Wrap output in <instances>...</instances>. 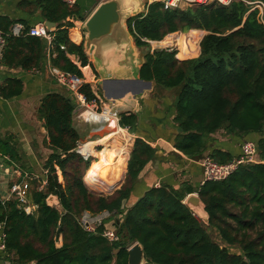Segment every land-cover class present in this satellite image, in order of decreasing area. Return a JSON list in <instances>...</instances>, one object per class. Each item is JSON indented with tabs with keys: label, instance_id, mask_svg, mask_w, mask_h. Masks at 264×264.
Here are the masks:
<instances>
[{
	"label": "trees",
	"instance_id": "obj_1",
	"mask_svg": "<svg viewBox=\"0 0 264 264\" xmlns=\"http://www.w3.org/2000/svg\"><path fill=\"white\" fill-rule=\"evenodd\" d=\"M32 3L46 20L56 24L51 31V66L80 77L85 72L89 80L96 79L83 38L78 29H71L69 19L78 16L77 7H68L62 0ZM13 24L0 16L6 40L0 64L40 67L44 42L27 34L29 27L18 36L11 35ZM126 25L138 48L189 30L187 34L199 37L201 32L196 29L206 32L196 57L178 59L177 50L168 47L142 53L139 77L153 82L157 90L174 91V149L191 159L209 155L225 163L235 156L211 148L212 134L220 130L252 134L257 138L259 161L240 165L226 178L207 180L199 186L197 194L208 214L206 224L184 203L194 192L184 183L149 187L129 204L134 182L156 152L141 138L134 140L120 187L110 195H96L83 182L91 164L75 152L81 136L73 124L74 99L70 94L49 92L37 109L51 149L44 162L47 183L38 191L34 182L31 190L30 199L37 208L26 214L16 200L0 199L4 253L10 264H128L127 249L135 242L141 244L149 264H264V25L259 10L243 0L183 8H164L161 1H153L145 5V11L130 16ZM69 55L77 57L80 67ZM21 91L22 83L16 78L0 85V96L5 99ZM81 91L94 97L88 83ZM138 121L135 113H119V125L129 127L130 133ZM0 153L13 161L18 159L15 148L6 142H0ZM50 194L58 197L61 211L46 204ZM83 210H109L113 215L94 232H87L77 221ZM103 228L114 229L118 240L110 242L102 235ZM209 229L224 245L212 239ZM59 238L61 244L57 246Z\"/></svg>",
	"mask_w": 264,
	"mask_h": 264
},
{
	"label": "crops",
	"instance_id": "obj_2",
	"mask_svg": "<svg viewBox=\"0 0 264 264\" xmlns=\"http://www.w3.org/2000/svg\"><path fill=\"white\" fill-rule=\"evenodd\" d=\"M34 1L36 0H0V16H5L12 20L14 24H20L23 29L38 22L45 23L47 20L43 16L42 10L32 3ZM103 1L105 0H77L75 4L78 16L76 19H70L73 22L71 29L79 30V37L80 39L83 38V46L85 37L82 25L98 4ZM140 3L138 12H143L148 0H140ZM55 28L56 24L51 28V31ZM40 39L44 42L45 53L40 67L23 69L21 67H6L0 64V85L8 78L19 79L22 83V91L19 95L8 99L0 96V142H6L13 146L18 158L13 161L9 155L0 153V199L11 197L10 186L18 179L16 170L41 175L44 162L51 153V149L47 147L46 143L47 132L43 126V120L39 119L37 115L41 99L49 92L70 94L65 88L57 84L50 75L49 52L51 47L48 48L46 41L43 38ZM147 48L145 50H148ZM84 51L88 56V52ZM69 57L72 60L77 58L75 55H69ZM142 58L143 55H141V60ZM88 59L97 73V78L89 80L83 72L85 80L96 88L97 93L103 99L111 100L115 104L123 106L120 108V112L137 114L139 121L134 132H132L133 143L135 138H141L156 149L154 157L142 169L134 182L129 204L135 202L149 187H158L161 184L178 187L184 183L193 188L194 192L190 194H197L203 180L200 159L188 158L173 147V139L177 131L172 120L174 113L171 108L174 91L157 90L154 88V83L151 82L150 88L144 89L134 100L127 103L125 102L128 101L127 98L107 99L99 84L100 73L95 68L93 59L89 56ZM118 76L130 77V75L123 73ZM92 132L101 133V136L105 133V128L96 127ZM217 134V132L212 134L214 141L211 143V148L226 151L232 156L240 153L242 141L257 139L252 134L241 135L242 138L238 137L239 135L224 131L222 136ZM0 264H10L5 253H0Z\"/></svg>",
	"mask_w": 264,
	"mask_h": 264
},
{
	"label": "built area",
	"instance_id": "obj_3",
	"mask_svg": "<svg viewBox=\"0 0 264 264\" xmlns=\"http://www.w3.org/2000/svg\"><path fill=\"white\" fill-rule=\"evenodd\" d=\"M62 1L68 7L75 6L77 2V0H62ZM153 1H161L163 3L164 8H177V7L183 8L186 6L202 5V4H207L210 2H219L221 4H228L230 2V0H148L147 4ZM243 1H245L247 4L252 5V9L256 8L259 10V20L264 25V3L259 0L257 1L243 0ZM182 4H184L185 6ZM22 31H23V27L20 24H14L10 29V34L13 36H18L22 33ZM27 34L43 38L47 43V47L48 48L51 47L50 45L51 40H52L51 29L48 28L44 22H38L30 26ZM148 42L151 43V41H148ZM5 44H6L5 35L0 29V59L3 55ZM166 47L170 49H174L169 46H166ZM72 61L78 67H80V63L77 58ZM49 72H50V75L54 78L55 82L59 84L60 86H62L63 88H65L70 93L72 98L74 99L73 114L77 119L83 121L84 123L92 121L93 123H98L99 125H101L102 123L108 124L109 119H102V121L98 119L93 120L89 118L87 113L94 114V115L95 114H98V115L105 114V116L109 115L115 121L116 126H118L120 129H124L127 134H131L129 132V127H121L119 125V113H120L118 110L119 106L110 100H104L97 93L96 88L93 87L91 83L85 80L84 76L80 77L71 72L63 71L51 65L49 66ZM85 83L90 84L94 97L89 98L84 92L81 91V87ZM93 140L95 139H88V141L90 142H93ZM84 145L85 144L83 143V140L80 139L76 144L75 152H77L84 160H88L90 158H94V160L98 159L97 156H94L90 152H87V150L84 151L83 150ZM97 147H99V149L103 148L102 144H93L92 146V148L95 151H97L95 149ZM128 158H129V152H128V155L125 161V167H124V173H123L122 179L117 187H119L121 183L123 182V177L126 173V165H127ZM258 161H259V158H258L256 142L255 140H249V139H246L241 142L240 154L238 156L233 157L228 162L218 163L215 160H213L209 155H204L200 159V165H201L202 174H203V180L201 184L207 180H213V181L222 180L226 178L228 175H230L235 169H237L238 166L244 165V164L256 163ZM86 171L83 175V182L89 191H91L92 193H95V191L89 187L88 183L85 180ZM16 173H17L18 179H16L10 186V193H11L10 198L16 200L17 206L21 208L26 214H32L36 210L37 205H35L30 199L31 190L33 189V186L35 184H36L35 189L38 191L44 188V186L47 183L45 179V174L47 173V169L44 168L42 170L41 175L30 173L27 171H21V170H16ZM57 173L60 176V171L58 170V168H57ZM98 195H101V194H98ZM8 199L9 198H7V200ZM112 215H113L112 212H110L109 210H102L99 212H91L89 210H83L78 215L77 221L79 225L85 231L94 232L97 228L101 227L103 223L110 220L112 218ZM102 235L105 238H107L110 242L118 240V235L116 231L112 228H103ZM4 238H5V235L3 232V224L0 223V253H4L5 251ZM58 241L61 244L60 238ZM57 243L56 245L60 246V244H57Z\"/></svg>",
	"mask_w": 264,
	"mask_h": 264
},
{
	"label": "water",
	"instance_id": "obj_4",
	"mask_svg": "<svg viewBox=\"0 0 264 264\" xmlns=\"http://www.w3.org/2000/svg\"><path fill=\"white\" fill-rule=\"evenodd\" d=\"M140 5V0H105L98 4L82 25L85 37L84 50L93 59V64L100 73L99 84L107 99L127 98L128 101H125L127 103L151 86V81L139 77L143 58L141 60V57L135 55L132 36L126 25V20L130 16L140 13L138 12ZM45 24L50 29L55 26L54 22L48 20ZM121 73L130 77H119ZM118 106L119 109L123 107ZM178 130L181 131L180 128ZM45 201L47 205L61 211L56 195H48ZM184 203L197 217L207 223L208 214L198 194H188ZM127 252L128 264H149L145 260L140 243H133Z\"/></svg>",
	"mask_w": 264,
	"mask_h": 264
},
{
	"label": "bare ground",
	"instance_id": "obj_5",
	"mask_svg": "<svg viewBox=\"0 0 264 264\" xmlns=\"http://www.w3.org/2000/svg\"><path fill=\"white\" fill-rule=\"evenodd\" d=\"M195 42H197V37L193 34L180 33L178 35H168L163 41L151 43L152 46L156 44H160L161 46H168L171 44L177 45L179 47L177 57L186 59L185 57H189L195 52L196 49L192 46ZM198 51L196 50V53H198ZM87 114L89 118L93 120L98 119L102 121V119H109L108 124L97 126L105 128L104 134L93 140V142L83 140L85 144L83 150H87V152L98 157V159L94 160L91 168L85 174V180L91 189L100 185L107 194L113 191L122 179L124 170L120 169L125 165L133 135L127 134L124 129H120L116 126L115 121L109 115ZM93 144H102L103 148L95 151L92 148Z\"/></svg>",
	"mask_w": 264,
	"mask_h": 264
},
{
	"label": "rangeland",
	"instance_id": "obj_6",
	"mask_svg": "<svg viewBox=\"0 0 264 264\" xmlns=\"http://www.w3.org/2000/svg\"><path fill=\"white\" fill-rule=\"evenodd\" d=\"M182 5H184V4H182ZM185 6V5H184ZM197 30V29H196ZM190 31V30H189ZM189 31L188 32H185V33H189ZM201 33H202V35H201V37H199L197 34H194V36H196L197 37V42H195V43H193V47L198 51L199 50V42H200V40H201V38L203 37V32L205 33V31H203V30H199ZM178 34H180V33H177V34H175V35H178ZM166 38H167V36H166ZM165 38V39H166ZM165 39H163V40H165ZM162 40V41H163ZM133 46H134V48H135V53H136V55L137 56H139V57H141V55H142V53H143V50H145V48H147V47H149L150 48V50H152V49H157V48H162L163 46H161L160 44H156L155 46H152V43L150 44L149 43V46H146L145 48H138L137 46H135V44H134V40H133ZM169 47H171V48H174L175 50H177V52H178V50H179V47L177 46V45H174V44H171V45H168ZM198 53H199V51H198ZM198 53H195V54H193V55H191V56H189V57H185L186 59L187 58H192V57H196V55L198 54ZM198 56V55H197ZM177 57V56H176ZM178 58V57H177ZM178 59H180V58H178ZM100 94H101V91L99 92ZM105 100V99H104ZM119 110V112H120V109H118ZM75 121V122H74ZM74 121H73V124H74V126H75V128H76V130H77V132L79 133V135L81 136V140H88V139H97L98 137H100V134L101 133H92V130L94 129V128H96L97 126H99V124L98 123H93L92 121H89V122H86V123H84L83 121V123L79 120V119H76L75 117H74ZM103 124V123H102ZM218 134V136H222L223 135V131L222 130H220V131H218L217 132ZM132 134V133H131ZM130 134V135H131ZM132 136V135H131ZM238 137H240V138H242V136L241 135H239ZM134 139V138H133ZM133 144V140H132V143H131V145ZM131 145H129V154H130V151H131V149H132V147H131ZM97 151L99 150V147H97V148H95ZM94 160V158H90V159H88V162L91 164V162ZM115 161V160H114ZM94 162V161H93ZM92 162V163H93ZM116 162V161H115ZM92 165V164H91ZM91 165H90V168H91ZM125 166V165H124ZM89 168V169H90ZM120 170H124V167L123 168H121ZM125 176V175H124ZM123 181H124V177H123ZM120 187V186H119ZM119 187H117V188H115L112 192H114L115 190H117ZM95 188H97V189H100V190H102L103 192H104V189H103V187H101L100 185L99 186H96ZM112 192L110 193V194H112ZM94 194H96V195H98V194H101V195H110V194H106L105 192L104 193H100V192H98V191H95V193ZM199 218V217H198ZM201 221L203 222V220L201 219ZM205 223V222H204ZM206 224V223H205ZM209 233H210V236L212 237V239L214 240V241H216L217 243H219V244H221V245H224L223 244V242L221 241V239H220V237H219V235L214 231V230H212V229H209ZM58 243L57 244H60V242L59 241H57ZM229 249H230V251H232V252H239V250L237 249V248H234V247H229Z\"/></svg>",
	"mask_w": 264,
	"mask_h": 264
}]
</instances>
